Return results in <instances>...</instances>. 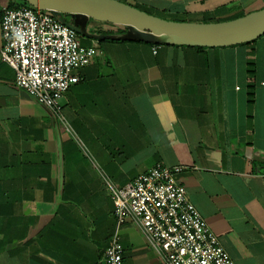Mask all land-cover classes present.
<instances>
[{"label":"crops","instance_id":"obj_1","mask_svg":"<svg viewBox=\"0 0 264 264\" xmlns=\"http://www.w3.org/2000/svg\"><path fill=\"white\" fill-rule=\"evenodd\" d=\"M118 1L187 22L264 7ZM17 4L0 0V22ZM118 29L89 21L78 35L98 54L75 72L56 113L15 85L0 56V264H104L113 240L122 264H164L134 223L117 224L106 186L121 188L156 164L182 169L189 201L234 264H264V35L230 47L97 36Z\"/></svg>","mask_w":264,"mask_h":264},{"label":"built area","instance_id":"obj_2","mask_svg":"<svg viewBox=\"0 0 264 264\" xmlns=\"http://www.w3.org/2000/svg\"><path fill=\"white\" fill-rule=\"evenodd\" d=\"M0 26L1 61L14 70L15 85L58 112L62 95L79 81L75 72L91 63L98 54L96 47L82 45L73 29L31 6L3 8ZM181 172L180 167L156 164L121 188L107 181L117 224L134 223L164 264H234L189 201L179 180ZM122 260L123 251L113 240L103 262Z\"/></svg>","mask_w":264,"mask_h":264},{"label":"water","instance_id":"obj_3","mask_svg":"<svg viewBox=\"0 0 264 264\" xmlns=\"http://www.w3.org/2000/svg\"><path fill=\"white\" fill-rule=\"evenodd\" d=\"M21 1L57 19L69 15L80 33L69 27L83 36L89 21L121 27L123 32L113 35L116 39L156 45L230 47L264 35V7L226 21L187 22L156 17L118 0Z\"/></svg>","mask_w":264,"mask_h":264},{"label":"trees","instance_id":"obj_4","mask_svg":"<svg viewBox=\"0 0 264 264\" xmlns=\"http://www.w3.org/2000/svg\"><path fill=\"white\" fill-rule=\"evenodd\" d=\"M17 1H18V4L16 6H10L9 8L18 7V6H29V5H27L25 2H23L21 0H17ZM65 16H67V17H64V15H62L58 20L63 22V23H65V24H67L68 26L72 27L79 34L80 33L79 27H77V26H75L73 24V21H72V19L70 18L69 15H65ZM172 21H176V20H172ZM117 31H118V33L123 32L121 27H119V29ZM97 36H98V38L104 39V40H107V39H109V40H119V39H116V38L113 37L112 32H106V31L102 32L100 30L99 34ZM126 41H130V40H126ZM133 42H138V41H133ZM152 45H154V44H152Z\"/></svg>","mask_w":264,"mask_h":264}]
</instances>
